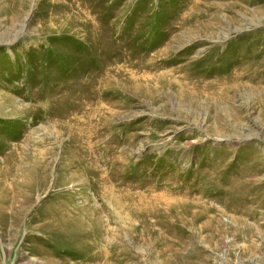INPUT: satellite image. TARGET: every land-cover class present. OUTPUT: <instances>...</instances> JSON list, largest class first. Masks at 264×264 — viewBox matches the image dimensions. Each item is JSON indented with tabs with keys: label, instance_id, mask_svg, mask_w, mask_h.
<instances>
[{
	"label": "rangeland",
	"instance_id": "1",
	"mask_svg": "<svg viewBox=\"0 0 264 264\" xmlns=\"http://www.w3.org/2000/svg\"><path fill=\"white\" fill-rule=\"evenodd\" d=\"M0 264H264V0H0Z\"/></svg>",
	"mask_w": 264,
	"mask_h": 264
},
{
	"label": "bare ground",
	"instance_id": "2",
	"mask_svg": "<svg viewBox=\"0 0 264 264\" xmlns=\"http://www.w3.org/2000/svg\"><path fill=\"white\" fill-rule=\"evenodd\" d=\"M11 20V19H10ZM100 82V81H99Z\"/></svg>",
	"mask_w": 264,
	"mask_h": 264
}]
</instances>
